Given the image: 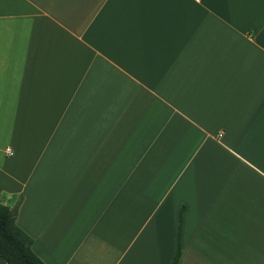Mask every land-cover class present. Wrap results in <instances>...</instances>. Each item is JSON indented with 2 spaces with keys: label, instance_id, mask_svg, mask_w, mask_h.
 Masks as SVG:
<instances>
[{
  "label": "crops",
  "instance_id": "obj_1",
  "mask_svg": "<svg viewBox=\"0 0 264 264\" xmlns=\"http://www.w3.org/2000/svg\"><path fill=\"white\" fill-rule=\"evenodd\" d=\"M18 199L45 264H171L181 207L178 264H264V0H0Z\"/></svg>",
  "mask_w": 264,
  "mask_h": 264
},
{
  "label": "trees",
  "instance_id": "obj_2",
  "mask_svg": "<svg viewBox=\"0 0 264 264\" xmlns=\"http://www.w3.org/2000/svg\"><path fill=\"white\" fill-rule=\"evenodd\" d=\"M20 199L12 206L0 201V256L7 264H45L32 250V238L16 223ZM183 208L179 212L178 238L171 264H178L181 256L180 229Z\"/></svg>",
  "mask_w": 264,
  "mask_h": 264
},
{
  "label": "built area",
  "instance_id": "obj_3",
  "mask_svg": "<svg viewBox=\"0 0 264 264\" xmlns=\"http://www.w3.org/2000/svg\"><path fill=\"white\" fill-rule=\"evenodd\" d=\"M6 152H7L8 154H10V153H11V150L7 147V148H6Z\"/></svg>",
  "mask_w": 264,
  "mask_h": 264
}]
</instances>
